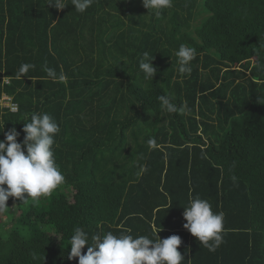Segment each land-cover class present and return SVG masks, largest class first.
<instances>
[{"label":"trees","instance_id":"1","mask_svg":"<svg viewBox=\"0 0 264 264\" xmlns=\"http://www.w3.org/2000/svg\"><path fill=\"white\" fill-rule=\"evenodd\" d=\"M46 3L0 0V100L18 104L0 107V139L15 127L22 143L31 114L48 113L65 179L37 203L9 198L23 213L0 221V264H78L67 259L76 227L89 241L179 235L182 264H264V0H173L159 16L142 0H94L84 13ZM181 44L196 53L183 77ZM24 63L35 68L18 79ZM162 94L183 113H161ZM195 196L223 213L215 251L183 227Z\"/></svg>","mask_w":264,"mask_h":264},{"label":"clouds","instance_id":"2","mask_svg":"<svg viewBox=\"0 0 264 264\" xmlns=\"http://www.w3.org/2000/svg\"><path fill=\"white\" fill-rule=\"evenodd\" d=\"M94 0H47L46 5L63 10L68 5L74 6L78 13H84ZM148 14H161V10L170 9L173 0H142ZM177 58V72L183 77L190 74L191 62L195 59V49L181 44L174 53ZM154 57L145 51L139 58V68L144 73L145 80H153L157 68L153 64ZM35 65L24 63L18 69L16 76L21 78L28 74ZM47 77L53 82H65L66 76L61 71L59 74L54 68L44 65ZM174 97L162 94L157 97L161 113H183L184 108L178 107L173 102ZM260 103H264L261 101ZM15 112L16 108L10 109ZM23 142H18L21 133L12 127L5 133V139H0V213L8 211L9 198H15L27 204L29 200L39 202L41 197L49 196L65 177L59 170L53 146L55 136L60 132V126L48 113L33 112L30 121H25ZM5 127L0 133L4 132ZM149 146L155 144L154 140L148 141ZM26 146V151H25ZM232 179L235 181L236 177ZM183 217L186 220L183 227L198 239L200 244L215 251L223 242V213L214 212L211 203L199 196L190 197ZM155 239L148 236L134 238L130 234L119 235L109 231L105 234L95 235L89 241L88 234L80 227L73 230L69 239L70 251L67 259L75 260L78 264H182L185 255L179 251L182 239L173 234L161 238L154 233ZM56 236V235H55ZM59 237V236H58ZM60 238V237H59ZM91 242L86 254L82 251L86 244ZM35 259V254H33Z\"/></svg>","mask_w":264,"mask_h":264},{"label":"rangeland","instance_id":"3","mask_svg":"<svg viewBox=\"0 0 264 264\" xmlns=\"http://www.w3.org/2000/svg\"><path fill=\"white\" fill-rule=\"evenodd\" d=\"M13 100V99H12ZM2 106V104H0V107ZM1 108H5V109H10V107H1ZM22 209L20 208L19 205V201L18 202H14L12 204H10L9 209L7 212L5 213H0V221H16V219L20 218L22 216Z\"/></svg>","mask_w":264,"mask_h":264},{"label":"built area","instance_id":"4","mask_svg":"<svg viewBox=\"0 0 264 264\" xmlns=\"http://www.w3.org/2000/svg\"><path fill=\"white\" fill-rule=\"evenodd\" d=\"M0 104H2L1 107H10V109L14 107L18 110V104L14 102L12 98L7 94L3 95L2 99L0 100Z\"/></svg>","mask_w":264,"mask_h":264},{"label":"crops","instance_id":"5","mask_svg":"<svg viewBox=\"0 0 264 264\" xmlns=\"http://www.w3.org/2000/svg\"><path fill=\"white\" fill-rule=\"evenodd\" d=\"M4 94H5V93H4ZM4 94H3V95H4Z\"/></svg>","mask_w":264,"mask_h":264}]
</instances>
